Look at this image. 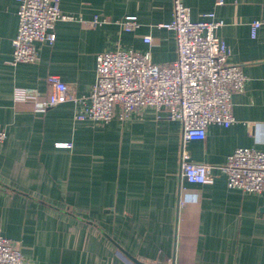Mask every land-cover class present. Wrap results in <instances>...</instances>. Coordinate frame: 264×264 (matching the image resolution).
<instances>
[{
    "label": "crops",
    "instance_id": "0c3cea01",
    "mask_svg": "<svg viewBox=\"0 0 264 264\" xmlns=\"http://www.w3.org/2000/svg\"><path fill=\"white\" fill-rule=\"evenodd\" d=\"M184 3L193 20L213 11L225 22L218 35L246 76L232 98L235 121L186 143L181 122L152 107L126 119L117 107L105 124L76 119L90 103L99 53L177 58L174 31L160 26L172 20L173 0H61L75 18L56 23L55 42L40 43L35 62L16 64L20 1L0 0V232L20 242L25 264H264V192L230 188L221 168L237 147L264 150V0ZM129 16L138 22L130 31ZM16 87L57 102L37 111L14 98ZM185 157L208 164L214 181L188 182Z\"/></svg>",
    "mask_w": 264,
    "mask_h": 264
},
{
    "label": "built area",
    "instance_id": "2783aa9c",
    "mask_svg": "<svg viewBox=\"0 0 264 264\" xmlns=\"http://www.w3.org/2000/svg\"><path fill=\"white\" fill-rule=\"evenodd\" d=\"M19 1L18 31L13 39L14 64L35 62L38 45L55 42L56 23L75 18L62 11L61 0ZM224 3L225 0H216L217 5ZM203 16L193 20L184 0H173L172 20L160 24L175 33L177 58L171 62L155 63L150 50L118 48L99 53L90 103L76 119L105 124L116 115L117 107L121 119L134 111L152 107L181 122L183 143L205 139L211 124L229 127L235 121L232 98L244 89L246 76L242 65L230 60L231 49L218 35L225 22L217 19L213 11ZM100 23L98 17L92 21L94 26ZM261 24V21L251 24L253 37ZM124 26L129 31L138 27L136 17H127ZM144 40L152 43V36L146 35ZM47 81L55 86L62 83L58 75L48 76ZM14 98L35 102L37 111H46L57 102H38L36 95L24 87L14 89ZM5 139L6 131L0 128V145ZM61 145L72 146L71 143ZM210 168L206 163L186 157L181 161L182 176L190 183H212ZM221 168L230 188L255 194L264 192V150L237 147ZM0 264H25L20 242L1 232Z\"/></svg>",
    "mask_w": 264,
    "mask_h": 264
}]
</instances>
